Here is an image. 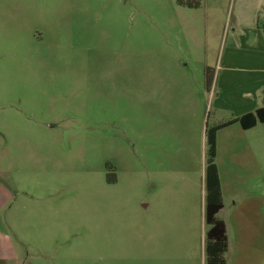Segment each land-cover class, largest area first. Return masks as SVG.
Listing matches in <instances>:
<instances>
[{
    "label": "rangeland",
    "instance_id": "1",
    "mask_svg": "<svg viewBox=\"0 0 264 264\" xmlns=\"http://www.w3.org/2000/svg\"><path fill=\"white\" fill-rule=\"evenodd\" d=\"M181 1L0 0L1 253L204 264V129L230 117L205 68L241 3ZM240 134L264 173V123Z\"/></svg>",
    "mask_w": 264,
    "mask_h": 264
},
{
    "label": "crops",
    "instance_id": "2",
    "mask_svg": "<svg viewBox=\"0 0 264 264\" xmlns=\"http://www.w3.org/2000/svg\"><path fill=\"white\" fill-rule=\"evenodd\" d=\"M239 2L241 5L232 13V28L225 36L222 55L215 66L209 88L214 98V110H226L230 114L226 120L254 112L262 106L264 89V28L260 26L264 21V0ZM260 124L262 123L243 129L239 123H233L216 133L215 162L223 204L216 216L226 226L225 264H264V248L260 244L261 217L264 223V173L261 172L260 161L252 150V142L235 138ZM222 132L225 134L222 135ZM226 134L227 138L222 141L221 137ZM222 149L226 150L233 163L237 157L242 161H249L253 157L256 164H259V170L226 173L223 163L219 161ZM204 168L205 163L200 193L202 222L205 199ZM4 252H0V264H32L31 261L26 262V257L16 250L13 253Z\"/></svg>",
    "mask_w": 264,
    "mask_h": 264
},
{
    "label": "trees",
    "instance_id": "3",
    "mask_svg": "<svg viewBox=\"0 0 264 264\" xmlns=\"http://www.w3.org/2000/svg\"><path fill=\"white\" fill-rule=\"evenodd\" d=\"M182 4L181 0H177ZM264 28V21L260 23ZM214 76V69L207 66L205 68V84L209 89ZM233 123H239L243 129L254 127L257 123H264V89L262 91V106L241 116L234 117L225 121H220L212 126H205L204 139L206 144V158L204 168V264H225V253L227 250V233L226 226L216 214L222 208V193L218 177V169L215 162L216 156V133L219 129L227 127ZM113 176L107 179L115 181Z\"/></svg>",
    "mask_w": 264,
    "mask_h": 264
}]
</instances>
